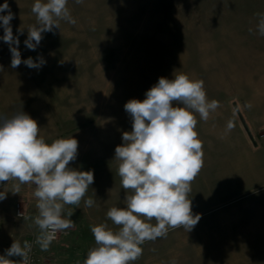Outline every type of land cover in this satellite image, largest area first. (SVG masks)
Wrapping results in <instances>:
<instances>
[{
	"label": "rangeland",
	"instance_id": "1",
	"mask_svg": "<svg viewBox=\"0 0 264 264\" xmlns=\"http://www.w3.org/2000/svg\"><path fill=\"white\" fill-rule=\"evenodd\" d=\"M4 2L0 0V4ZM7 2L14 14L11 26L20 41L22 60L42 57L46 63L39 69L23 63L13 69L9 45L0 40V115L11 117L23 110L37 121L39 135L49 144L58 138H76L81 161L73 163L75 168L93 171L92 144H97L93 139L98 131H131V117L124 104L130 99H145L146 91L160 77L172 79L183 73L202 80L208 100L218 102L207 121L196 114L195 131L202 144L210 136L214 143L220 141L226 133L236 139L235 131L222 130L229 121L237 123L232 106L236 100L247 120L257 126L251 101L253 96L264 99V36L257 29V13L264 14V0H83L82 4L68 0L76 23L59 21V29L42 34L35 51L24 44L27 29L37 24L31 11L35 0ZM3 34L0 27V37ZM256 126L257 139L263 142L264 127ZM213 155V171L225 170L222 165L226 159H220L216 152ZM108 171L106 177L119 181L117 169ZM225 171L228 176L218 193L213 191L214 183L211 190L198 192L205 189L202 173H198L193 184L196 193L189 198L193 214L201 219L190 232L182 227L170 229L166 238L146 241L141 245L143 264H171L173 260L176 264H264V216H254L243 204L264 203L260 197L264 183L254 185L262 190L246 200L230 203V195L243 191L238 184L243 181L232 165ZM16 183L4 182L0 191L8 192V198ZM115 186L120 191L113 207L125 208L123 198L132 193L121 183ZM34 188L33 184H23L19 193L33 195ZM250 204L245 207L250 208ZM88 218L93 225L108 220L102 212ZM146 222L156 224L154 219ZM254 222H259L258 233L251 230ZM111 228L118 230L116 225ZM67 231L63 238L69 236L70 229ZM93 238L87 230L83 245L75 248L52 243L48 264H71L67 257H76L77 252L87 254L91 247L86 243L89 245ZM85 258L81 257L82 263ZM139 259L132 264H139Z\"/></svg>",
	"mask_w": 264,
	"mask_h": 264
},
{
	"label": "clouds",
	"instance_id": "2",
	"mask_svg": "<svg viewBox=\"0 0 264 264\" xmlns=\"http://www.w3.org/2000/svg\"><path fill=\"white\" fill-rule=\"evenodd\" d=\"M75 3L82 4L83 0ZM67 5L68 0H35L31 11L37 24L27 29L26 48L35 51L42 34L59 29V21L76 23ZM5 12L0 15L4 31L0 40L9 45L10 66L15 69L23 63L31 69L41 68L46 63L42 57L22 60L20 41L11 26L14 14L7 0L0 4V13ZM257 16L258 34L264 36V14ZM18 31L22 34V29ZM217 107V101L208 100L204 82L183 73L172 79L160 77L146 91L145 99H130L124 104L132 128L122 133V144L115 147L114 159L119 162L117 174L122 188L132 194L125 196V208L114 206L106 213L117 231L106 223L90 226L95 243L83 264H132L142 256L141 245L146 241L166 238L170 229L182 227L190 232L196 226L201 216L193 214L189 198L191 182L203 167V144L195 131L196 114L207 121ZM233 127L229 121L228 130ZM39 133L37 121L23 110L11 117L0 115V184L18 181L13 185V194H18L23 184L35 185L38 215L32 220L39 229L35 243L48 251L58 233L67 234V230L75 228L70 218L73 212L64 216L65 206L79 207L94 183V172L70 166L78 156L76 138H58L49 144ZM7 194L0 191V201ZM84 204L92 207L95 201L88 198ZM17 215L28 219L24 211ZM153 219L155 225L146 222ZM31 251L28 241L23 245L13 241L0 255V264H31ZM171 264H176L175 260Z\"/></svg>",
	"mask_w": 264,
	"mask_h": 264
},
{
	"label": "crops",
	"instance_id": "3",
	"mask_svg": "<svg viewBox=\"0 0 264 264\" xmlns=\"http://www.w3.org/2000/svg\"><path fill=\"white\" fill-rule=\"evenodd\" d=\"M236 102L242 111L241 103L238 100H236ZM263 102L264 99L260 97L259 99L255 96L252 97V113L255 115L257 126L260 128L264 127ZM243 115L247 123L249 124L252 133L256 136V132L254 131V126H256L255 122L254 124H251L249 120H247V117L244 113ZM236 120L237 123H234L233 121L234 127L231 130H228V128L222 129L223 131L227 132L235 131L236 139H233V137H231L233 135H228V133H226L227 136L225 138L220 139V141H216L215 143L212 141L211 136L204 139L202 149L203 158H207V161L206 159H203V167L199 172L202 173L204 182L203 187H205V189L202 188L203 190L198 192H202L203 194L211 190L210 184L214 183L213 191L216 190V192L218 193L221 190V186L219 185L222 183V181H225L228 176L225 170H231L232 165L237 171V177L241 181H243L238 183L241 184V189H243V191L237 192L235 190L237 194L233 193L234 196L230 195V199H233V201H231L230 203L242 202L241 200H246L245 198L251 193L262 190V188H258L257 186L261 182V185H263L264 183V141L259 142L258 140V147H254L247 134L245 133V130L243 129L239 118ZM123 132L125 131H98V133H95L96 138L93 139V141H97V144L96 142L92 144L93 154L91 155L92 159L90 161V166L98 175H95L94 183L89 186L86 196L81 200L79 207L75 205L65 206V218H67L68 212H73V215L70 218L75 222L76 226L75 228L70 229L69 236L62 238L59 241L62 248L69 249L71 247L75 248L79 245H83L82 240L85 236V232L87 230L91 231L90 226L93 225L92 220H90L88 217L92 215H98V213L100 212L106 215L107 211L111 207H113L117 192L120 191L115 185L121 183V181L118 177L115 178L119 181H114V179L106 177L105 174L107 173V169L109 171H111L112 169H118L119 162L114 159L113 153L115 152V147L122 144ZM206 133L207 131H204L203 136H206ZM98 135L100 136V138H98ZM117 136L121 137L116 138ZM78 151H81L79 145ZM214 152H216L217 156H219L220 159H226V161H224L222 165L223 169L225 170H220L218 173L213 171V165L215 164L213 163V159L215 158V155H213ZM245 156L246 160H243ZM235 160H237V162H235ZM78 161H81V155H78L77 160L71 162L70 166L75 168L73 163L78 164ZM76 169L81 170L79 167H76ZM207 170H211L213 171V173ZM195 182L196 179L191 182L190 194L196 193L195 187L193 185L195 184ZM246 184L251 185L250 187H248V190L245 189L247 186ZM90 195H93L92 199L95 201V204L92 207H85L84 200L88 199ZM260 197L264 198V193L260 195ZM21 202H23L24 204H21ZM123 202L126 206L125 200H123ZM246 203L249 202H243L245 208H243L244 210H251L253 215L257 217L264 216V203L259 201H256L254 204L249 203L252 208L245 207V205H249ZM36 204L37 198H35L32 193H29L27 191L22 194H12L10 195V197L0 201V255L5 254V250L11 246L13 241H18L21 243V245H23L25 239L32 236H37L39 234V229L32 220L33 217L38 215ZM17 205H19L22 211H24L28 219L23 220V218H18L16 216ZM237 210H239L237 214L242 216L240 209L237 208ZM104 223H106L107 225L112 224L109 228L114 226L110 219L105 220ZM258 223L259 222H254L251 228L252 231L257 233L258 229L256 227V224ZM180 229L181 228H178V230ZM94 243V240H92L89 245L87 243L86 245L93 247ZM49 252L50 251L48 250L45 253L51 256V253ZM86 255L87 254L84 255L82 252H77L76 257H67L66 261L70 262L71 264H76L78 262L79 264H83L81 261V257ZM18 258L19 257H10L9 259L18 260ZM139 264H143V254L139 259Z\"/></svg>",
	"mask_w": 264,
	"mask_h": 264
},
{
	"label": "built area",
	"instance_id": "4",
	"mask_svg": "<svg viewBox=\"0 0 264 264\" xmlns=\"http://www.w3.org/2000/svg\"><path fill=\"white\" fill-rule=\"evenodd\" d=\"M261 137H264V135H262ZM19 212H23V211L20 208V206L18 205L17 206V213H19ZM24 215L26 216L25 213H24ZM17 217H18V215H17ZM19 218H22V217H19ZM65 235H68V231H67V234H65L64 232L58 233L57 239L53 242L60 241ZM35 239H36V236H32V237H29V238L24 240V241H28L29 243L32 244V251L29 254L31 264H48L49 263L48 260H49L50 255L46 254L45 253L46 251H42L40 249L39 245H37L35 243ZM19 259H20V257L18 258V260Z\"/></svg>",
	"mask_w": 264,
	"mask_h": 264
},
{
	"label": "water",
	"instance_id": "5",
	"mask_svg": "<svg viewBox=\"0 0 264 264\" xmlns=\"http://www.w3.org/2000/svg\"><path fill=\"white\" fill-rule=\"evenodd\" d=\"M232 106H233V108H234V110H235V112H236V114H237V116L239 118V121H240L243 129L245 130V133L247 134L249 140L251 141L252 145L254 147H258V143H257V141L255 139V136L253 135V133H252L250 127H249V124L247 123V121H246L241 109L239 108L237 102L234 101L232 103Z\"/></svg>",
	"mask_w": 264,
	"mask_h": 264
}]
</instances>
